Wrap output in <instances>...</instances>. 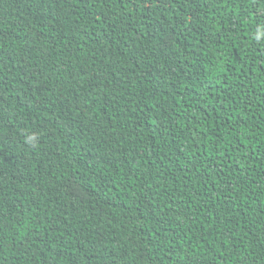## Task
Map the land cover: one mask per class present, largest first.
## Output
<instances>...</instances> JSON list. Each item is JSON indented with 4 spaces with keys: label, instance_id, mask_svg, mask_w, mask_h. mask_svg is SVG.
Wrapping results in <instances>:
<instances>
[{
    "label": "trees",
    "instance_id": "1",
    "mask_svg": "<svg viewBox=\"0 0 264 264\" xmlns=\"http://www.w3.org/2000/svg\"><path fill=\"white\" fill-rule=\"evenodd\" d=\"M0 264H264V0H0Z\"/></svg>",
    "mask_w": 264,
    "mask_h": 264
},
{
    "label": "clouds",
    "instance_id": "2",
    "mask_svg": "<svg viewBox=\"0 0 264 264\" xmlns=\"http://www.w3.org/2000/svg\"><path fill=\"white\" fill-rule=\"evenodd\" d=\"M35 139H36L35 136H32V135H30V136L27 137V140H28L29 142H34Z\"/></svg>",
    "mask_w": 264,
    "mask_h": 264
}]
</instances>
